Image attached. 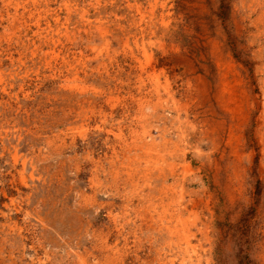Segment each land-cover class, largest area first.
I'll return each instance as SVG.
<instances>
[{
    "label": "rangeland",
    "instance_id": "obj_1",
    "mask_svg": "<svg viewBox=\"0 0 264 264\" xmlns=\"http://www.w3.org/2000/svg\"><path fill=\"white\" fill-rule=\"evenodd\" d=\"M263 13L264 0H0V264H264ZM132 39L162 72L154 168L126 147ZM75 55L84 95L66 87ZM168 207L192 220L188 246L161 226H176L159 221Z\"/></svg>",
    "mask_w": 264,
    "mask_h": 264
},
{
    "label": "bare ground",
    "instance_id": "obj_2",
    "mask_svg": "<svg viewBox=\"0 0 264 264\" xmlns=\"http://www.w3.org/2000/svg\"><path fill=\"white\" fill-rule=\"evenodd\" d=\"M36 4V3H35ZM76 8V7H75ZM50 9V8H49ZM151 13V12H150ZM152 14V13H151ZM83 15V14H82ZM85 15V13H84ZM263 15V18L261 19L263 22H264V13L262 14ZM56 19V18H55ZM53 20V19H52ZM56 21V20H55ZM88 22V21H87ZM91 22V21H90ZM103 22V21H102ZM11 24V23H10ZM102 24V23H101ZM89 25V24H88ZM108 25V24H107ZM106 25V26H107ZM120 25V24H119ZM123 29V28H122ZM122 31V30H121ZM44 35V34H43ZM65 35V34H64ZM67 36V35H66ZM106 36V35H105ZM123 36V35H122ZM44 37V36H43ZM65 37V36H64ZM139 37V36H138ZM10 38V37H9ZM117 38V37H116ZM123 38V37H122ZM27 39V38H26ZM66 39V38H65ZM121 39V38H120ZM128 39V38H127ZM8 40V38H7ZM72 40V39H71ZM52 41V40H51ZM56 42L58 40H55ZM73 41V40H72ZM116 41V40H115ZM121 41V40H120ZM74 42V41H73ZM108 41H106V46L108 45L107 43ZM70 43V42H69ZM86 43V42H85ZM122 49H123V52H124V56H126V58L128 59V62H129V67L132 69V71L134 72V75L136 77V81L134 84H136V86H133L135 87V89L137 90V95L139 97H134V95H131L130 97H127L128 100H130L132 103L135 104L134 108H135V121H136V126L135 128H133L131 131H132V141H131V144L127 145L126 147H128V151H138L140 150L141 154H142V157L145 162L147 164H150L152 163L153 165V168L157 166L158 162L160 161H163L165 158H166V151L164 150V146H160L155 143L152 142V139L151 140H148V137H149V132L147 130V123H148V114H149V110L150 111H153L155 110L156 106L160 104L159 101L155 102L153 101V97L155 95V97H159L158 95V87L156 86L155 82L158 81L162 75V72L158 71L154 66H152L151 64V55H150V52L149 54L146 53V50L144 49V47L141 45V48L140 46L138 45V41L137 39H132L131 43L133 46H131L129 44V41L128 40H125L122 42ZM113 44V43H112ZM153 44V43H152ZM37 45V44H36ZM119 48V47H118ZM106 49V48H105ZM119 50V49H118ZM141 50V52L143 53V55L145 56V61H140V58L138 57L137 55V51ZM26 51V50H25ZM86 51V50H85ZM112 51V50H111ZM39 52V46L37 47H33V49L29 52L31 53L33 56H36ZM48 52V51H47ZM47 52H44V54H46ZM12 53V52H11ZM15 53V52H14ZM17 53V52H16ZM24 53V52H23ZM51 54H53L54 52L53 51H50ZM59 53V52H58ZM82 52L79 53V55H81ZM73 54V52H72ZM56 55V54H55ZM66 55V54H65ZM21 57V56H20ZM66 57V56H65ZM73 57V56H72ZM78 56H74L73 57V61H63V66H66L65 67V72L66 74L64 75L66 81H67V84H66V87L71 90V91H74V92H77L78 95H84L85 93H87L85 91V88L80 85L79 83L76 84L78 85V89H76L75 86H73V84H71L70 82H73V80H77L82 76H85V71H84V68L81 67L82 65H85V62L83 61H80L78 60L79 58H77ZM3 59V58H2ZM6 59V58H5ZM124 59V58H123ZM51 60V59H50ZM122 60V59H121ZM50 62V61H49ZM80 62V63H79ZM49 66V65H48ZM78 66H80L78 68ZM112 66V65H111ZM127 66V65H126ZM121 67V66H120ZM45 68V67H44ZM114 68V67H113ZM120 71V70H119ZM55 72V70H54ZM61 72L62 71H59L58 74L61 75ZM81 73V75H80ZM100 73V72H99ZM130 73V71H129ZM120 74V73H119ZM123 74V73H122ZM125 74V72H124ZM146 76L148 75V79H149V82H151V85L152 87L150 88L145 82L144 80L142 79V76ZM146 74V75H145ZM129 76V75H128ZM127 76V77H128ZM126 77V78H127ZM130 77V76H129ZM69 78V79H68ZM80 80V79H79ZM122 80V79H121ZM61 81V80H60ZM127 82V80H126ZM117 83V82H116ZM123 87V85H121ZM63 87V86H62ZM163 87V86H161ZM65 90V88H62V90ZM133 89V88H132ZM92 93H93V96L97 97V98H103L104 96V93H100L98 91V93H100V95H96L97 93V90L95 89H92ZM125 93V92H124ZM124 95V94H123ZM136 95V94H135ZM15 97V96H14ZM125 98V99H127ZM110 97L108 99H106L107 103H109L110 101ZM19 101V100H18ZM47 101V100H46ZM45 101V102H46ZM85 101H88V100H85ZM116 102H117V99H116ZM50 104V103H49ZM114 107V106H113ZM160 109V108H159ZM177 109V108H176ZM18 110V109H17ZM28 110V109H27ZM94 107L92 105H88L87 108H83V110L80 112V116L83 117L84 120H88L90 119L94 114H95V111H94ZM99 113L100 112H103L102 109L99 108ZM26 113V112H25ZM104 117L106 116L104 113H103ZM28 116V115H27ZM98 116V115H97ZM101 116V115H100ZM99 116V117H100ZM159 117V116H158ZM91 120V119H90ZM89 120V121H90ZM102 121V120H101ZM153 121V120H152ZM43 127V126H42ZM84 128V125L81 126L80 129H83ZM98 128V127H97ZM101 129V128H100ZM153 130V129H152ZM99 131V130H98ZM119 131V130H118ZM151 131V130H150ZM106 132V131H105ZM97 133V132H96ZM151 133V132H150ZM155 133V132H154ZM107 134V133H106ZM99 135V134H98ZM103 135V134H102ZM121 134L118 133L116 136H120ZM157 135V134H156ZM189 135V134H188ZM162 137V136H161ZM185 138V137H184ZM203 138V137H202ZM159 139V138H158ZM157 139V140H158ZM193 140V139H192ZM155 141V140H154ZM161 142V141H159ZM188 146V145H187ZM197 153V152H196ZM128 155V154H127ZM129 156V155H128ZM133 156H136L135 154L131 155L127 160L130 161V166H127L126 167V178L124 179L125 180V183L126 184H132L134 180L133 177L134 175H136V172H135V168L131 167L133 165H135L136 163H138V161L141 159V158H132ZM116 159V157H115ZM16 160V159H15ZM26 165V164H25ZM103 165V164H102ZM101 167V166H100ZM102 168V167H101ZM145 168V167H144ZM39 169V168H38ZM45 169V168H44ZM147 169V167H146ZM160 169V168H159ZM102 171V170H101ZM106 171V170H105ZM156 171V170H155ZM100 172V171H99ZM104 172V171H103ZM143 172V171H142ZM96 173V172H95ZM149 173V172H148ZM139 175V174H138ZM143 175V174H141ZM200 176V175H199ZM92 178V177H91ZM144 178V177H143ZM149 178V177H148ZM150 183V182H149ZM176 184V183H175ZM151 185V183H150ZM164 187V186H163ZM179 187V186H177ZM180 188V187H179ZM186 188V187H185ZM169 189V188H168ZM166 192V191H164ZM139 194V193H137ZM139 196V195H137ZM184 196V195H183ZM187 196V195H186ZM127 198V197H126ZM187 199V198H186ZM190 200V199H189ZM169 202V201H167ZM177 201L175 200L173 202V204H175ZM182 202V201H181ZM185 203V202H184ZM176 205V204H175ZM177 206V205H176ZM189 206V205H188ZM179 207V206H178ZM180 209V208H179ZM185 210V209H184ZM183 210V211H184ZM137 213V212H136ZM145 213V212H144ZM164 214H162V218L163 219H160V223H163L162 220H164V216L168 213V216L169 217H174V216H177V223L175 224L176 226H172L170 225L171 223H169L168 219H166V223H163V227H165L164 229H166V231L172 236H176V242L178 244H183L185 246H188L189 245V237H190V231H189V226L191 225V223L188 221L190 220L189 218H181L178 212V208L177 207H168L167 209H165L163 211ZM142 215V214H140ZM146 216V215H145ZM152 216V215H151ZM148 218V217H147ZM154 218V217H153ZM143 219V217H142ZM145 221V220H144ZM152 222V220H150ZM192 222V220H190ZM140 222V221H139ZM148 223V222H146ZM174 225V224H173ZM177 225L179 227H177ZM197 225V224H196ZM175 227V228H174ZM195 229V228H194ZM160 230V229H159ZM157 231V230H156ZM165 232V231H164ZM161 235V234H160ZM195 235V234H194ZM196 236V235H195ZM168 251V250H167ZM170 252V251H169ZM172 252V251H171ZM175 253V252H174ZM178 253V252H177ZM181 254V253H180ZM185 254V252H184ZM171 256H173V253L171 254ZM170 256V257H171ZM187 258V257H185ZM188 260V259H187ZM164 261V260H163ZM178 261V260H177ZM184 261V260H183ZM183 261L181 262V264H183ZM192 262V261H191ZM194 262V261H193ZM163 264V263H162ZM193 264V263H192Z\"/></svg>",
    "mask_w": 264,
    "mask_h": 264
}]
</instances>
